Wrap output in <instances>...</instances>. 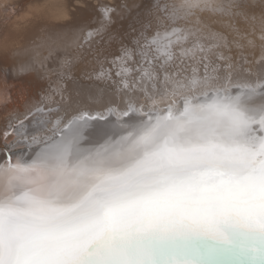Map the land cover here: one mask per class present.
<instances>
[{
	"label": "bare ground",
	"instance_id": "bare-ground-1",
	"mask_svg": "<svg viewBox=\"0 0 264 264\" xmlns=\"http://www.w3.org/2000/svg\"><path fill=\"white\" fill-rule=\"evenodd\" d=\"M9 1L0 264H264V0Z\"/></svg>",
	"mask_w": 264,
	"mask_h": 264
},
{
	"label": "rangeland",
	"instance_id": "rangeland-1",
	"mask_svg": "<svg viewBox=\"0 0 264 264\" xmlns=\"http://www.w3.org/2000/svg\"><path fill=\"white\" fill-rule=\"evenodd\" d=\"M10 10H15L14 12H18L19 13V5H17V4H14V3H11L9 0H0V36L3 34L2 32L4 31V28L3 27H5L6 26V24L13 18V17H15L16 16V14H18L17 12L16 13H12V12H10ZM14 14V15H13ZM13 16V17H12ZM51 109L50 107H46V108H43V107H38V108H36V109H34V113H37L38 111V113H40V115L39 114H34L33 112H31V113H29L30 114V116H29V114H28V116L25 118H21V119H23V120H25L24 122L26 123L27 122V120H30V122L29 123H31V124H29V125H26V126H28V128H26V131L25 130H23V129H18L17 130V132H11V133H9L10 135H19V136H16V141H17V139H23V137L26 139V142H25V144L27 143L28 144V139H27V137H26V135L28 134V131L30 130L29 128H30V125L31 126H34V125H36V124H43V122L48 118L47 116H45L44 115V111H42V109ZM48 112V111H47ZM33 114V115H32ZM17 120H19V119H17ZM41 121H43V122H41ZM13 122H15V121H13ZM12 122V123H13ZM23 122V123H24ZM27 122V123H28ZM183 121H180V122H178L176 125H174V126H178L179 127V125H183V124H181ZM11 123V124H12ZM11 124H10V126H8V127H11ZM185 124H186V122H185ZM185 124H184V126H185ZM130 124H124V126L126 127V128H128V126H129ZM183 126V127H184ZM256 126V124L255 123H252V126H251V128H253L254 129V127ZM258 129H259V126H258ZM24 131V132H23ZM15 141V140H14ZM36 145V146H38V144H36V143H32L31 145ZM34 148V147H33ZM31 146H30V149L31 150H34ZM8 150V149H7ZM13 154V153H12Z\"/></svg>",
	"mask_w": 264,
	"mask_h": 264
},
{
	"label": "water",
	"instance_id": "water-1",
	"mask_svg": "<svg viewBox=\"0 0 264 264\" xmlns=\"http://www.w3.org/2000/svg\"><path fill=\"white\" fill-rule=\"evenodd\" d=\"M81 117H73L72 119L68 120V122H66L62 127L58 128V129H55L54 127V130H57V131H54L53 130V133L51 134L50 137H48V139H45L44 141L42 142H39L38 145L40 146L41 149H47V148H52L53 146V142H56V138H59V137H62V134H63V131H66V130H70V128H73V124L75 125L77 123V121H82V120H93V119H96V120H105L107 118H105V116H99L97 114H93V115H89L87 113H82V115H80ZM169 116V115H168ZM105 118V119H104ZM72 126V127H71ZM62 128V129H61ZM86 128V127H85ZM50 138V139H49ZM53 139V140H52ZM61 139V138H60ZM62 140V139H61ZM46 142V143H45ZM66 143H63L62 141H60V145L63 146L65 145Z\"/></svg>",
	"mask_w": 264,
	"mask_h": 264
}]
</instances>
